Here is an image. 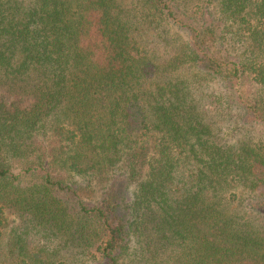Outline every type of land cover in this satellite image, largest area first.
<instances>
[{
	"label": "trees",
	"instance_id": "obj_1",
	"mask_svg": "<svg viewBox=\"0 0 264 264\" xmlns=\"http://www.w3.org/2000/svg\"><path fill=\"white\" fill-rule=\"evenodd\" d=\"M116 173L126 218L67 181ZM132 247L264 264V0H0V264Z\"/></svg>",
	"mask_w": 264,
	"mask_h": 264
},
{
	"label": "rangeland",
	"instance_id": "obj_2",
	"mask_svg": "<svg viewBox=\"0 0 264 264\" xmlns=\"http://www.w3.org/2000/svg\"><path fill=\"white\" fill-rule=\"evenodd\" d=\"M180 1L182 3V0ZM232 116L233 122L229 121L225 124V128L230 133H234L238 129L235 127L237 124L235 122L239 120V116L237 114H232ZM242 137L243 134L235 133L234 136L228 138L230 139L229 142L232 143L233 141H239ZM115 175L116 176H114L113 179H111V181L104 186H100L97 183L90 182L88 178L81 176L68 177L67 181L78 191L85 203L98 204L104 198L112 199L113 202L117 205V212L119 213V216L122 218H126L131 212V206L135 199L137 187L135 184H130L125 187L123 182L124 180L119 177L121 176V173H116ZM9 220L11 227L16 224L14 216H9ZM133 248L134 247L130 249L129 259H125V264H129L130 262H135L134 264H138L137 261L139 262V264H144V262H142V259H138L144 255V252L137 255V251ZM125 257H127V254H125ZM159 264H163L162 260Z\"/></svg>",
	"mask_w": 264,
	"mask_h": 264
}]
</instances>
